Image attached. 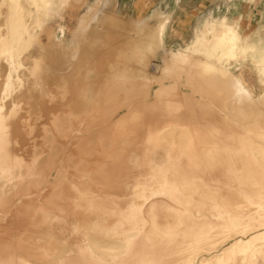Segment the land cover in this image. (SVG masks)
<instances>
[{"label":"rangeland","instance_id":"374dc122","mask_svg":"<svg viewBox=\"0 0 264 264\" xmlns=\"http://www.w3.org/2000/svg\"><path fill=\"white\" fill-rule=\"evenodd\" d=\"M195 1L0 0V264H264V7Z\"/></svg>","mask_w":264,"mask_h":264},{"label":"bare ground","instance_id":"6f19581e","mask_svg":"<svg viewBox=\"0 0 264 264\" xmlns=\"http://www.w3.org/2000/svg\"><path fill=\"white\" fill-rule=\"evenodd\" d=\"M217 42L220 45L222 51L228 53V49H227L228 44L226 45V42L222 38H217ZM184 218L185 217H182L181 219V226L179 225L177 229L173 230L171 233L166 234L163 237V239H161L160 243L158 244L154 243V245H152L150 248H146L147 246L146 244H145L146 246L143 245L142 252L147 256L148 261H151L156 264H187L186 259L188 254H185L186 250L184 251L185 249L184 246H187L189 241L196 242L200 238L202 239V237L206 236V232H207L206 227L210 226V223L205 219L201 221L189 220L187 222V220ZM135 251L137 252V250H134V252ZM132 255L136 257L135 253H132ZM84 257L86 259L88 258L87 259L88 261H86L88 263L86 264H95L97 261L102 260V259H98L91 251V249L88 246H86L85 248L79 247V251L76 254L68 256L63 261L64 262L68 261L69 263H74V264H83ZM93 261L96 262L94 263ZM97 264H101V263L97 262Z\"/></svg>","mask_w":264,"mask_h":264},{"label":"crops","instance_id":"0c3cea01","mask_svg":"<svg viewBox=\"0 0 264 264\" xmlns=\"http://www.w3.org/2000/svg\"><path fill=\"white\" fill-rule=\"evenodd\" d=\"M212 1H214V0H196L193 3V5H195L196 7L197 6L198 7H202V6L207 5L208 3L212 2ZM227 1H230V4L233 5V6L236 4V5L240 6V7H242L243 13L245 15L247 14L246 13L247 9L251 11L250 12L251 15H254L256 12L260 11L262 7H264V0H227ZM224 27L234 30L233 27H231V25L223 23L220 31H222V29ZM215 38H222L226 42V45L228 44L227 45L228 56H229V58H231L232 57V52L230 50L229 42H228L226 36L224 35V33H218L217 35H215ZM221 54H222V49H221ZM221 54H220V56H221ZM220 56L218 57V59H220V60L226 59V57L220 58Z\"/></svg>","mask_w":264,"mask_h":264}]
</instances>
